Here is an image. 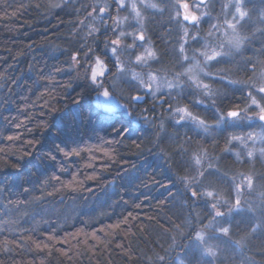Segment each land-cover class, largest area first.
I'll return each mask as SVG.
<instances>
[{"label":"trees","instance_id":"16d2710c","mask_svg":"<svg viewBox=\"0 0 264 264\" xmlns=\"http://www.w3.org/2000/svg\"><path fill=\"white\" fill-rule=\"evenodd\" d=\"M98 10L91 0H0V264H264V198L258 211L240 203L223 238L208 226L232 210L231 179L251 173L264 192L262 160L229 145L258 126L202 128L171 115L187 105L204 125L240 117L264 40L212 66L228 81L214 83L213 98L144 95L128 117L108 115L83 74L84 54H104L111 39L103 17L88 25ZM177 35L152 32L160 68L179 70ZM196 231L213 238L210 261L190 248Z\"/></svg>","mask_w":264,"mask_h":264},{"label":"rangeland","instance_id":"374dc122","mask_svg":"<svg viewBox=\"0 0 264 264\" xmlns=\"http://www.w3.org/2000/svg\"><path fill=\"white\" fill-rule=\"evenodd\" d=\"M61 0H59L60 2ZM93 2L94 7H101L103 0H91ZM176 1V0H173ZM138 6L146 17V40L151 41V28H150V19L156 18L160 12L152 13L153 9L146 8L142 4L139 3V0H136ZM108 7V11L106 13H100L98 10V18L89 21V24H93V22L100 21L103 15H108L109 13V5L110 3H115V0H109L105 2ZM104 3V6L106 5ZM116 4V3H115ZM92 6V5H91ZM223 10L224 15L231 16L230 19H226V16L215 17L213 14L214 9ZM240 9L238 12L237 9ZM94 10V8H93ZM216 10V12H217ZM93 14V11H91ZM243 12V15H241ZM200 20H204L209 18L208 27L198 26L197 30H189V35L187 37V42L185 44V54L188 59L183 60L181 54L179 52V45L183 42L182 37L184 36L183 29H178V35L180 39L177 42V53L181 57V60L177 64L179 70L176 69H164L160 68L158 65L159 62V54L155 50L152 41V48L157 53V59L149 61L147 64H132L131 57L135 53L137 49H140V53L143 52L144 48L141 45L147 46L145 42L135 41L134 47H129L134 43V38L132 35H128L129 33H135L139 29V25L134 18V14L131 12L129 7L120 8L118 10V6L115 9L114 17H127L123 23H117L114 19V26L110 31L111 39L108 42H105L103 46H99L100 52L104 54H108L109 48H112V44L109 42L112 39L117 38L120 32H124L125 35L120 37L121 44L117 49V56L119 57V61L124 65L125 71L108 77L107 81V90L109 92V96L105 97L103 95L104 90L98 88V91L95 95V105L105 112L108 115H123L125 117L129 116V112L133 109L137 104H142L141 101L132 103V97L134 96H146L148 100H157V102H162L164 97L167 96L169 99L177 96H182L184 93H188L189 95H198L203 94L206 97L213 98L215 94L218 92L217 89H213L214 83L216 81L220 83L228 82L224 78L225 73L223 71L218 70L217 72L214 70H210L213 65L216 63H223L226 61L232 62L233 60H238V56H232L235 54H240V51L246 46L249 42H258L264 40V0H211V5L205 8L199 9ZM211 13V14H209ZM221 14V13H220ZM212 23L210 24V21ZM217 20V21H216ZM222 22V23H221ZM234 25V28H230L229 25ZM110 35H108L109 37ZM233 36H238L241 39V47L239 49L233 47L229 44V38ZM263 36V38H259ZM107 47V48H105ZM264 48V47H263ZM96 48L90 49L84 54V58L88 56H93L96 53ZM217 50L222 52L217 59L212 60L210 62H205V58L201 55V52ZM98 54V53H97ZM116 58L112 55L109 56V60ZM199 62L200 67L204 69V72H199L197 69L199 79L209 86L211 91V95H207L203 88L197 87L185 74V70L193 65L195 62ZM117 62V61H116ZM89 65V64H88ZM88 65L86 67H88ZM138 73L140 79L133 80L132 73ZM174 72L175 74H171ZM223 72V73H222ZM207 73V75H205ZM155 75L157 80L155 83L149 80V75ZM264 66L260 70H256L254 73L253 81L249 83H244L246 87V92L251 97H249L248 102L243 110L242 115L236 118H230L227 116H223L219 119V122H215L213 125H204L202 128H216V129H225L227 128H239L244 123L247 124H256L258 126L257 130H252L251 132L246 131L242 136L239 134L240 139H234L233 137L229 138V145H232L233 148H238L237 155L243 154L247 159L253 160L256 156L262 160L264 163V120H261L257 115L259 109L251 103L252 98L254 97L261 105H264V93L259 91V88L264 87ZM102 79V78H101ZM143 81V84L141 83ZM225 80V81H224ZM168 82H172L173 87L168 88L166 84ZM231 84V82H229ZM254 92V93H251ZM260 96L258 98L257 96ZM192 100L195 97H190ZM132 103V105H131ZM172 117L176 116L179 120L180 114L172 111ZM192 122L193 124H197L190 119H185L181 122ZM226 121V122H225ZM180 123V122H179ZM228 152L232 151L228 149ZM243 152V153H241ZM249 152L252 153V156L249 157ZM199 158V157H198ZM195 167L201 165L197 163V159L194 160ZM247 178H251V184L248 183ZM230 182L232 188L231 195L225 196L229 202L232 203V210L227 213V216H223V219H219L221 224L211 222L208 224L209 228H212L217 232L216 234L220 237H224L228 233L227 226L223 225L225 221L236 220L234 218L235 214L239 212H243L240 203H246L247 201H255L256 198H264V192L262 191V186L253 178V175L250 174H242L236 179H231ZM256 195V197L254 196ZM254 196V198H253ZM224 200L223 201H227ZM237 200L239 203H237ZM247 202V203H248ZM263 205V200L255 201L254 206L257 207L256 211ZM217 213V212H213ZM222 217V216H221ZM254 217L257 218V214H254ZM237 221V220H236ZM219 222V221H218ZM225 229L227 231H225ZM213 239V238H212ZM211 237L207 236L203 231H196L192 236V243H190V248H194L202 254L204 259L210 261L211 257H214L213 244L211 242ZM209 243H204V242ZM216 245L220 243L219 241H214ZM171 264H181L179 260H175V262Z\"/></svg>","mask_w":264,"mask_h":264},{"label":"snow or ice","instance_id":"6c2138e0","mask_svg":"<svg viewBox=\"0 0 264 264\" xmlns=\"http://www.w3.org/2000/svg\"><path fill=\"white\" fill-rule=\"evenodd\" d=\"M203 2H204V0H202V3ZM115 3L118 6V10L120 8H124L126 6L129 7L131 12L134 14V18L136 19L137 24L139 25L138 31H136L135 33H129L128 34V35H132L134 38V43L132 45H129V47H134L135 41L145 42V44L147 45V46L141 45V47H143L144 50L139 55H136V57H135L136 63L137 64H147L149 61L156 60L157 59V53H156V51L153 50L151 41L146 40V30H147L146 29V17L144 16L143 12L141 11L140 7L138 6L136 0H115ZM139 3L142 4L146 8L153 9L157 12H163V7L161 6V3L159 2V0H139ZM176 4H177L176 17L177 18L182 17L181 27H182L183 33H184V36L181 38L183 42L179 45V52L181 54L182 59L187 60L188 57L185 54V44L187 42V37L189 35V29L187 26H185L184 22H188L189 24L198 23L200 20V17L197 16L191 10V6L187 2V0H176ZM107 11H108L107 5L101 6L99 8L100 13H106ZM237 11L239 12L240 9L238 8ZM241 15H243V12H241ZM113 19L117 23H123L124 20L127 19V17H123V18L114 17ZM229 27L234 28V25L230 24ZM92 31L95 32L97 30L92 29ZM124 35H125L124 32H120L119 35L117 36V38H115L111 41V44H112L111 53L116 58L117 68L121 72L125 71V67L119 61V57L117 56V49H118L119 45L121 44L120 37H123ZM228 42L230 45H232L233 47H235L237 49H239L241 47V39L238 36L230 37ZM200 54L204 56L205 62H210L212 60L217 59L220 55H222V52L213 49L211 51L206 50L204 52H201ZM72 61L74 63L78 61V58L76 55L72 56ZM197 69L199 70V72H204V69L202 67H200V64L198 61L195 62L193 65L189 66L185 70V74L188 75L189 79L197 87L203 88L207 95H211L212 93L209 89V86L207 84L203 83L199 79ZM105 72H106V67H105L104 63L99 58H97L94 65H92V68H91V79H92V81L96 82L98 80V78L103 77ZM205 75H207V73H205ZM262 75H264V74H262ZM132 77L134 79H140L139 74L135 73V72L132 73ZM149 80L152 81L153 83H155L157 80V77L155 75L150 74ZM141 83L143 84L142 80H141ZM166 86L168 88H172L173 84H172V82H168L166 84ZM259 91L261 93H264V87L259 88ZM103 95L105 97L109 96V92L107 89L104 90ZM132 99L133 100H140V99H142V97L134 96V97H132ZM251 103L259 109V111L257 113L259 118L261 120H264V105H261L254 97L252 98ZM175 112L180 114V117H179V120L177 121V123H179L180 121H183L185 119H190L193 122L197 123L198 126H204V124H205V122L203 120H200L196 116H194L190 111H188V109L186 107H178L175 109ZM238 115H239V112L235 111V110L229 111L227 113V116L230 118H236V117H238ZM11 138L12 137H9V139H11ZM234 139H240V138L234 137ZM61 151H63V150H61ZM64 154L69 155L68 152H65ZM251 156H252V153L249 152V157H251ZM197 163H199V158H197ZM247 181L249 184H251V178H247ZM207 195L211 197L213 195V193L208 192ZM237 203H239L238 200H237ZM225 231H227V230L225 229Z\"/></svg>","mask_w":264,"mask_h":264},{"label":"flooded vegetation","instance_id":"af4514ba","mask_svg":"<svg viewBox=\"0 0 264 264\" xmlns=\"http://www.w3.org/2000/svg\"><path fill=\"white\" fill-rule=\"evenodd\" d=\"M105 2L109 3V0H103L101 6H104ZM159 2L161 3V6L163 7V12H160L158 14V16H156V18H151L150 19L151 32L160 30V31L169 32V33H177L178 32V30H177L178 28L177 27L182 29V27H181L182 17H180V18L176 17V7H177L176 1H173V0H159ZM187 2L190 4L191 10L199 17H200L199 9L200 8H205V7H208L209 5H211V0H205L203 3L200 2L199 0H187ZM109 7H110V9H109L108 15H103L102 19L104 21L103 24L105 25V26H103V28H108V31H111L112 27L114 26L113 16H114L117 4L110 3ZM216 10H217L216 8L213 10L214 11L213 15L216 18L217 17H221V16L224 15L223 10L221 11V9H219V10H217V12H216ZM152 13H157V11L153 10ZM209 14H211V13H209ZM224 16H226V19H224L225 21L227 19L229 20L230 17H231V16L226 15V14ZM106 17L108 18L106 20L107 23L105 22V18ZM207 19L209 21V18H207ZM207 19L204 18V20H199L198 23L189 24L188 22H184V24H185V26L188 27V29L190 31H192V30L196 31L198 26H199V24L202 27H208ZM211 23H212V20L210 21V24ZM177 37H178V39H180L179 35H177ZM259 38H263V36L258 37V39ZM257 43H261V41H258Z\"/></svg>","mask_w":264,"mask_h":264},{"label":"clouds","instance_id":"9594fccd","mask_svg":"<svg viewBox=\"0 0 264 264\" xmlns=\"http://www.w3.org/2000/svg\"><path fill=\"white\" fill-rule=\"evenodd\" d=\"M111 41L109 42L110 44H111ZM139 54H140V49H137L135 51V53L132 55V57H131V63L132 64H136L135 57H136V55H139ZM109 56H112L111 48H109L107 55H104V54H94L89 59V65H88V67H84V69H83V74H84L87 82L90 85H92L94 88H101L102 90L107 89V84L105 82L107 81L108 77L114 76V75H117V74L121 73V71L117 68V62H116V60L115 59L109 60ZM97 58H99L104 63V65L106 67V72L103 75V77H101L102 79L101 78H98V80L96 82H93L92 79H91V68H92V65H94V63H95V61H96ZM78 65L80 67V62L79 61H77L75 63L73 62L72 63L73 69H77L78 70L79 69V68H77ZM131 78L133 80H135L133 77H131ZM73 91H75V87L73 88ZM185 107L188 108L187 105H185Z\"/></svg>","mask_w":264,"mask_h":264},{"label":"water","instance_id":"95a60500","mask_svg":"<svg viewBox=\"0 0 264 264\" xmlns=\"http://www.w3.org/2000/svg\"><path fill=\"white\" fill-rule=\"evenodd\" d=\"M200 2H202V0H199ZM205 1V0H204ZM144 99V96H142V99H140V100H133V102H139V101H141V100H143Z\"/></svg>","mask_w":264,"mask_h":264}]
</instances>
